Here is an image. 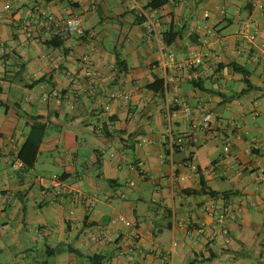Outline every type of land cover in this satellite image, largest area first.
Wrapping results in <instances>:
<instances>
[{"label": "crops", "instance_id": "1", "mask_svg": "<svg viewBox=\"0 0 264 264\" xmlns=\"http://www.w3.org/2000/svg\"><path fill=\"white\" fill-rule=\"evenodd\" d=\"M149 1L0 0V264H264V0ZM72 10L92 37L23 30ZM33 116L52 133L27 177L12 163ZM168 128L195 140L171 153Z\"/></svg>", "mask_w": 264, "mask_h": 264}, {"label": "built area", "instance_id": "2", "mask_svg": "<svg viewBox=\"0 0 264 264\" xmlns=\"http://www.w3.org/2000/svg\"><path fill=\"white\" fill-rule=\"evenodd\" d=\"M133 9L136 11V14L140 17H145L146 12L142 7H139L135 2L133 5ZM21 24L23 26V30L25 31V34L27 37L31 39H36L34 37L35 31H45L46 35L48 37H65V36H77L80 38L83 37H92L95 34L94 30L85 31L81 24V15L76 10H72L66 17H57L53 14H42L40 12H37V16L33 20L24 19L21 21ZM250 21L249 18L242 19L239 24L238 28V34L242 37H246L250 40H253L255 38V35L250 32ZM201 59L200 57H196L193 61L190 63L198 64L200 63ZM80 65L82 69L86 73H93L95 71L93 62L91 61L90 57L88 55H83L80 57ZM95 73V72H94ZM68 80L70 82H74V76L71 72L67 73ZM53 95H55V92H52ZM124 99L127 98L126 95L123 96ZM185 111L189 117L192 116V110L184 106ZM201 107H197L194 109L197 120L193 123L192 128L194 129H200L203 127H207L209 124V117L204 112H201ZM173 113L170 111L168 112L167 119L170 122L171 116ZM166 139L167 147L171 153H173L177 148L182 147L185 143H190L195 140L193 136H189L186 134L182 135H174L170 128H168L163 136ZM21 163L19 161H15L12 163L13 167H19ZM180 165L182 167H186L191 169L192 171L198 173L200 172V167L196 163V157L194 153H191L187 158H185ZM214 165L210 166L207 170H212ZM56 184L59 186H63L62 183H59L56 181ZM0 197L8 200L10 199V193L0 192ZM118 219L125 224L126 226H130L131 223L125 219L123 216H119ZM136 238H138V235H136Z\"/></svg>", "mask_w": 264, "mask_h": 264}, {"label": "trees", "instance_id": "3", "mask_svg": "<svg viewBox=\"0 0 264 264\" xmlns=\"http://www.w3.org/2000/svg\"><path fill=\"white\" fill-rule=\"evenodd\" d=\"M166 0H150L145 9L149 10H157L161 8L165 4ZM138 16V15H137ZM139 18H142L138 16ZM179 34V31H174V27L171 26L170 30L162 34V41L165 44H171L174 38ZM62 37H53L48 44H52L56 39H61ZM53 40V41H52ZM120 64L121 62L118 61ZM233 69L235 72H239L242 74V80L246 87L244 88L243 92L249 91L253 86L249 81V72L241 65L236 63L232 64ZM40 80H36L35 83H38ZM156 82H161V80H156ZM193 86L197 87V83L193 82ZM162 88V87H160ZM28 126V132L26 135L25 140L23 141L21 147L17 151L15 156V161H19L21 163L20 172L23 174L29 173L37 159V155L39 153V147L43 140V138L48 134V123L43 121L41 116H33L30 117ZM211 194H215V191H210ZM96 258H101L99 255L95 256ZM93 258V257H92Z\"/></svg>", "mask_w": 264, "mask_h": 264}, {"label": "rangeland", "instance_id": "4", "mask_svg": "<svg viewBox=\"0 0 264 264\" xmlns=\"http://www.w3.org/2000/svg\"><path fill=\"white\" fill-rule=\"evenodd\" d=\"M226 8H227V10H229L230 12H231V10H232V7L227 3V5H226ZM84 23H85V20H84ZM234 26V25H233ZM48 133H49V135H50V133H52V130H50V128L48 129ZM41 159V158H40ZM41 161V160H40ZM40 166H42V165H40ZM25 175H27V177H29V175L30 174H28V173H25ZM31 176V175H30ZM127 193V195H130V193H128V192H126ZM145 194H146V192H145ZM27 258L29 259V260H32L33 258H36L37 259V254H36V252L35 253H31V255H28L27 256Z\"/></svg>", "mask_w": 264, "mask_h": 264}]
</instances>
